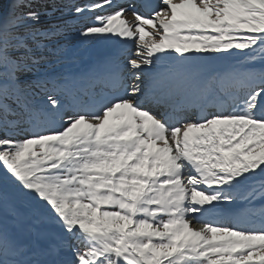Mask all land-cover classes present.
<instances>
[{
  "label": "snow or ice",
  "instance_id": "snow-or-ice-1",
  "mask_svg": "<svg viewBox=\"0 0 264 264\" xmlns=\"http://www.w3.org/2000/svg\"><path fill=\"white\" fill-rule=\"evenodd\" d=\"M0 168V264H264V0H0Z\"/></svg>",
  "mask_w": 264,
  "mask_h": 264
},
{
  "label": "rangeland",
  "instance_id": "rangeland-1",
  "mask_svg": "<svg viewBox=\"0 0 264 264\" xmlns=\"http://www.w3.org/2000/svg\"><path fill=\"white\" fill-rule=\"evenodd\" d=\"M125 6H127V5H125ZM67 43H68L69 47L77 48L80 44V38L75 32H73L70 39L67 41ZM102 44H104V42L97 43L95 45L88 47L87 49H85L81 53L80 58H85L87 55H90L91 50L98 48L99 47L98 45L102 46ZM230 62H231V60L217 61V62H213L210 66L214 67V68H222L226 63H230ZM83 64H84V62L80 61L79 67H81ZM61 68H68V69L73 70V71H74V69L76 71L78 69L77 65H74V64L62 65ZM0 171H3V169L0 168ZM255 202L258 206H264V199H258ZM193 226L195 227L197 225H193ZM196 228H198V227H196Z\"/></svg>",
  "mask_w": 264,
  "mask_h": 264
},
{
  "label": "bare ground",
  "instance_id": "bare-ground-1",
  "mask_svg": "<svg viewBox=\"0 0 264 264\" xmlns=\"http://www.w3.org/2000/svg\"><path fill=\"white\" fill-rule=\"evenodd\" d=\"M90 62H91V61H89L88 63H90ZM88 63H87V64H88ZM87 64H86V65H87ZM194 223H196V221H195V220H193V224H194ZM193 227H194V226H193ZM195 227H196V226H195Z\"/></svg>",
  "mask_w": 264,
  "mask_h": 264
}]
</instances>
